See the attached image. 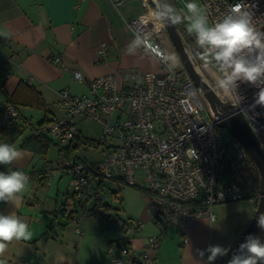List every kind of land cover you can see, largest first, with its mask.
I'll return each instance as SVG.
<instances>
[{
  "label": "built area",
  "instance_id": "obj_1",
  "mask_svg": "<svg viewBox=\"0 0 264 264\" xmlns=\"http://www.w3.org/2000/svg\"><path fill=\"white\" fill-rule=\"evenodd\" d=\"M141 1L146 13L130 22L128 29L136 36L149 38L153 45L169 53L164 43V36L168 34L166 27L152 29L149 19L142 20L151 6L147 0ZM201 1L210 23L218 22L233 6L241 5L251 13L256 29L264 32V0ZM122 3L120 0L116 4ZM188 46L195 65L193 49ZM198 51L202 50L198 47ZM109 58L108 45H100L98 61L107 63ZM155 58L160 64L159 73L127 69L87 80L75 71L74 79L86 82L88 93L73 95L68 89L61 90L58 107L63 116L27 126L31 136L50 137L65 152L80 134L76 128L78 121L91 120L102 127L100 162L82 158L78 152L45 168L49 181L58 172L70 176L73 193L60 204L57 216L66 217L80 237L84 236L83 223L88 215L97 219L106 217L104 207L99 206L104 204L105 197L96 183L100 179H116L117 173L129 185L148 194L147 212L162 232L170 226L186 232L184 244L191 239L187 231L199 218L216 222L215 206L239 202L247 196L257 200L261 196L251 186L256 165L240 142L217 127L210 104L212 118L208 119L205 96L188 70L178 60L169 71L163 61ZM260 87H264V82L258 85L239 82L240 100L234 94L229 100H223L234 107L233 115L244 116L264 153V106L252 107ZM24 125L18 108L0 101V131ZM15 170L24 172L30 183L29 173L19 167ZM92 201L95 205L90 209ZM159 246V236L149 237L143 251L114 241L109 244L108 253L112 264H157L154 253Z\"/></svg>",
  "mask_w": 264,
  "mask_h": 264
},
{
  "label": "crops",
  "instance_id": "obj_2",
  "mask_svg": "<svg viewBox=\"0 0 264 264\" xmlns=\"http://www.w3.org/2000/svg\"><path fill=\"white\" fill-rule=\"evenodd\" d=\"M118 1L0 0V71L4 72L5 78L0 82V101L16 104L26 130L24 136L13 144L24 152V157L0 168V171H13L19 167L32 177L18 207L0 202L3 214L15 212L33 232L30 241L10 245L6 254L8 264H112L108 249L105 248L102 255L95 252L97 242L104 240L109 247L115 241L143 251L152 236L160 237L159 249L154 253L157 264H207L206 249L213 245L212 226L215 223L207 217L199 218L187 231L191 236L188 244L183 243L185 231L170 226L162 232L151 221L147 209L141 213L140 220L131 225L124 223L121 228L102 221L95 222L97 226L91 228L85 218L84 236L80 237L68 219L63 223L56 216L64 197L70 194L61 186L64 173L58 172L50 181L45 174V168L54 165L48 160V153L50 147L56 145L55 141L51 138L53 144L41 153L23 146L25 140L32 137L27 128L31 122L23 116L20 107L44 111L54 109L52 118L39 124L62 117L58 107L61 90L68 89L73 95L88 93L87 83L74 79L75 71L81 72L87 80L127 69L160 72L158 60L143 47L136 48L133 55L126 51L136 36L127 25L146 13L142 1L122 0L123 3L117 6ZM168 38L164 36L165 46L178 62ZM102 44L109 47L107 63L98 61ZM31 87L41 95L45 108L31 106L38 103ZM35 182L38 188L46 189L54 184L56 188L41 190L44 194L40 196L39 189L28 191V186ZM52 194H55L54 198L50 197L54 204L48 201ZM41 197H44L43 203ZM102 227L105 230L101 234ZM199 251H205L203 258Z\"/></svg>",
  "mask_w": 264,
  "mask_h": 264
},
{
  "label": "clouds",
  "instance_id": "obj_3",
  "mask_svg": "<svg viewBox=\"0 0 264 264\" xmlns=\"http://www.w3.org/2000/svg\"><path fill=\"white\" fill-rule=\"evenodd\" d=\"M147 16L152 29L186 23V31L195 36V43L202 50L199 60L205 67L218 70L216 87L229 98L234 94L240 100L239 82L252 85L264 82V32L256 29L251 13L241 5L233 6L222 19L211 24L197 0H187L179 11L166 0H154V7L148 9ZM139 47L163 61L169 71L176 66L175 57L153 45L147 37L135 36L126 51L133 55ZM256 106H264V87L255 94L252 107ZM23 157L24 152L15 145L0 143V165L10 166ZM28 182L29 177L22 171H0V202L18 207ZM257 226L264 231V213L257 217ZM32 236L29 225L15 212L0 213V264H8L6 254L13 242H27ZM206 252L207 264H214L218 257L227 256L229 249L210 245ZM204 255L205 251H199L201 258ZM228 264H264V241L249 235Z\"/></svg>",
  "mask_w": 264,
  "mask_h": 264
},
{
  "label": "rangeland",
  "instance_id": "obj_4",
  "mask_svg": "<svg viewBox=\"0 0 264 264\" xmlns=\"http://www.w3.org/2000/svg\"><path fill=\"white\" fill-rule=\"evenodd\" d=\"M174 1L168 0L169 4L174 7L177 5L179 8H183V4L187 3V0H175ZM197 3L200 5L202 9H204L206 13V9L201 0H197ZM207 14V13H206ZM132 22V21H131ZM210 23V22H209ZM211 24V23H210ZM183 36V35H182ZM167 34V38H168ZM195 38V36L193 35ZM170 39V38H168ZM184 41L186 39L183 36ZM171 43V41H170ZM188 44V43H187ZM172 48L174 49L177 59L180 61L179 56L171 43ZM189 47V46H188ZM193 54V59L195 62V66L198 67L197 70L201 74V76L217 91L218 95L221 99L229 100V97L224 95L217 87H216V77L218 78L219 73L213 67H205L202 62L198 58V46L193 44L190 45ZM195 48V50H194ZM181 62V61H180ZM216 75V76H215ZM4 72L0 71V82H4ZM203 101L206 105V115L208 119H211L210 112L208 110L209 103L206 97H203ZM20 110L24 117L28 118L32 124V126L39 125L40 122L44 121V119L48 118L51 119L54 114V109L50 111L38 110V109H29L25 107H20ZM213 119V118H212ZM76 128L81 132L84 138L99 141L102 138V127L94 121L86 120L82 122H78ZM102 150L103 147L100 146L98 148H83L79 152V156L82 158H86L94 163H98L102 160ZM58 159V147L56 145H52L50 147V152L48 153V160L57 162ZM63 180L61 182V186L64 190H69V193H73V189L70 185L71 178L68 174H63ZM117 179L122 178L119 173H117ZM54 181V180H53ZM100 180L96 183L99 190L105 197L104 204L107 203L110 207L109 210H106V217L98 220L91 215L86 217V224L89 227H93L95 222L102 221V222H109L115 224V227L121 228L124 223H128L129 225L135 223L136 221L140 220V215L143 211L147 209L149 196L148 194L142 192L139 188L129 185L126 180H119L118 182H114L112 179L104 180V186H100ZM55 189L56 184L52 187H47L46 189L38 188L36 182L30 184L28 186V191L30 192L31 189H39V191L44 190L47 191L49 189ZM44 191L40 192V196L44 194ZM25 191L22 193V196L25 195ZM55 194L49 195V203L54 204L51 198H54ZM31 198V195H29ZM51 197V198H50ZM41 202H44V197H41ZM65 202L69 197H64ZM62 202V203H63ZM61 203V204H62ZM95 203L90 202L89 207L92 209ZM256 200L252 197L247 196L244 200L239 202H228L221 205H217L214 207V213L216 216V222L212 226V243L213 245H220L226 249H229L228 255L233 252L236 242L240 236V234L249 226L251 223L254 214L256 212ZM59 220L63 223H67V218L60 216ZM105 230L102 227L99 231L102 232ZM108 249L106 246V241L100 240L99 243L95 247V252L99 255H102V251Z\"/></svg>",
  "mask_w": 264,
  "mask_h": 264
},
{
  "label": "water",
  "instance_id": "obj_5",
  "mask_svg": "<svg viewBox=\"0 0 264 264\" xmlns=\"http://www.w3.org/2000/svg\"><path fill=\"white\" fill-rule=\"evenodd\" d=\"M152 1L154 2V0ZM166 2L169 4L168 0H166ZM166 29L170 41L173 44L181 63L188 70L195 85L203 92L204 96L212 107L214 112L213 121L216 123L217 127L225 130L244 146L248 155L256 165L257 171L259 173L261 182V196L259 198L256 212L249 226L240 234L235 248L229 258L230 260L234 254L238 253L240 245L246 242V238L249 235L255 236L260 230V228L257 226V217L264 213V153L244 116L242 114L233 115L234 111L232 110H234V107L221 99L217 91L201 76L197 70V67L193 64L190 55L188 54L186 48L187 44L184 41L182 34L179 32L177 25L166 26ZM219 109L224 111V113H220ZM4 167L6 166L0 165V168Z\"/></svg>",
  "mask_w": 264,
  "mask_h": 264
},
{
  "label": "trees",
  "instance_id": "obj_6",
  "mask_svg": "<svg viewBox=\"0 0 264 264\" xmlns=\"http://www.w3.org/2000/svg\"><path fill=\"white\" fill-rule=\"evenodd\" d=\"M147 1L149 2L151 7H154V2L152 0H147ZM171 1H173V0H171ZM174 7L178 11L180 10L178 5H174ZM145 11H146V9H145ZM177 28H178L179 32L186 39V42L188 43V45H191V46L193 44L196 45L195 39L192 37V35H190L186 31V23L178 24ZM30 89H33L32 91L34 93H36V90L34 88L31 87ZM36 97L38 98V101H37L38 103H36V105L35 104L34 105L31 104V106H35L36 108H45V103H44V100L42 99L41 95H39V93H36ZM9 102L16 106V104L13 101H9ZM41 124H43V123H41ZM25 131H26L25 130V126L18 127V128L14 129V130H8V131L7 130H3V131H0V140H3L4 143L14 144L20 138H22L24 136ZM79 133L80 134L77 137L76 141H74V143H72L70 145V147L67 149V152H65V150L60 149L57 146L58 147V159H57V162H59L61 159L65 158L66 156L67 157L76 156L78 154V152H80V150L83 149V148H87V147L98 148V147L102 146V144L99 141H94V140H90V139L84 138L80 131H79ZM25 142L26 143L23 145L24 147H31L35 151L41 153L42 151L48 149L53 144L54 141L51 140V138H49V137H33L32 136V137H28L25 140ZM64 174H66V173H64ZM112 180L114 182H118L119 180H124V178H118V179L116 178V179H112ZM103 182H104L103 179H100V186L101 187L104 186ZM251 186L256 191L257 194L261 195V182H260V177H259V173H258L257 170H255L254 182H253V185H251ZM140 190L142 192H144L142 189H140ZM258 202H259V198L256 200V205H258ZM99 206L100 207L103 206L106 210H109V208H110L107 203H105L103 205L99 204ZM57 211H58V209H57ZM57 211H56V216H57ZM255 236H258L262 241H264V231H262L261 229L257 232V234ZM231 254L232 253H230V255H227V256L218 257L217 260L215 261V263L216 264H227Z\"/></svg>",
  "mask_w": 264,
  "mask_h": 264
},
{
  "label": "bare ground",
  "instance_id": "obj_7",
  "mask_svg": "<svg viewBox=\"0 0 264 264\" xmlns=\"http://www.w3.org/2000/svg\"><path fill=\"white\" fill-rule=\"evenodd\" d=\"M148 19H150V18L147 16V14L142 17L143 21H147Z\"/></svg>",
  "mask_w": 264,
  "mask_h": 264
}]
</instances>
